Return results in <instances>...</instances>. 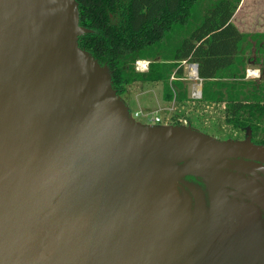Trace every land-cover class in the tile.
<instances>
[{
	"label": "water",
	"instance_id": "95a60500",
	"mask_svg": "<svg viewBox=\"0 0 264 264\" xmlns=\"http://www.w3.org/2000/svg\"><path fill=\"white\" fill-rule=\"evenodd\" d=\"M88 33L0 0V264H264V146L134 122Z\"/></svg>",
	"mask_w": 264,
	"mask_h": 264
},
{
	"label": "trees",
	"instance_id": "16d2710c",
	"mask_svg": "<svg viewBox=\"0 0 264 264\" xmlns=\"http://www.w3.org/2000/svg\"><path fill=\"white\" fill-rule=\"evenodd\" d=\"M75 1L79 25L91 31L78 38V46L108 67L119 97L132 84L160 83L163 103L188 102L185 62L197 66L199 102L224 105L226 125L264 126V81L244 75L252 49L264 60V34H242L234 26L241 0ZM138 61L149 62L146 72L135 71ZM257 145L264 146V137Z\"/></svg>",
	"mask_w": 264,
	"mask_h": 264
},
{
	"label": "rangeland",
	"instance_id": "374dc122",
	"mask_svg": "<svg viewBox=\"0 0 264 264\" xmlns=\"http://www.w3.org/2000/svg\"><path fill=\"white\" fill-rule=\"evenodd\" d=\"M232 23L242 34H264V0H241L233 15ZM251 53L246 62L245 80L258 84L264 81L263 55L255 53L254 49L251 50ZM145 62L149 65L148 61ZM148 65L145 67V64H141L137 67L139 71H135L146 72ZM191 65L182 63L183 81L188 84L189 98V101L184 104L163 103L161 101L160 83L132 84L126 88V93L120 98L130 113L139 111L149 120L155 116L161 119L159 124H150L149 126L190 127L220 141H244L249 132L251 142L258 144L264 137L263 125L254 130L249 128L233 129L224 122V105L204 104L200 103L199 100L192 99V88L199 82L189 78ZM141 122L147 123L144 118L141 119Z\"/></svg>",
	"mask_w": 264,
	"mask_h": 264
},
{
	"label": "built area",
	"instance_id": "2783aa9c",
	"mask_svg": "<svg viewBox=\"0 0 264 264\" xmlns=\"http://www.w3.org/2000/svg\"><path fill=\"white\" fill-rule=\"evenodd\" d=\"M185 63V62H183ZM141 64H145V67H147L148 63L145 62V61H141V62H136V65H135V70L136 71H139L138 70V66H140ZM189 78L191 79V77L189 76ZM172 80V78H171ZM196 80H198L199 84L198 85H194L193 88H192V99H195V100H200L201 98V84H200V80L198 79V77L196 76ZM198 86V96L197 97H194V88ZM131 115V118L133 119L134 122L138 123L139 125H142V126H149L150 124H159L161 122V119L159 117H154L152 120L150 119H147L146 116H144L141 112L139 111H135L133 113H130ZM146 119V122L147 123H143L141 122V119ZM150 122H153V123H150Z\"/></svg>",
	"mask_w": 264,
	"mask_h": 264
},
{
	"label": "flooded vegetation",
	"instance_id": "af4514ba",
	"mask_svg": "<svg viewBox=\"0 0 264 264\" xmlns=\"http://www.w3.org/2000/svg\"><path fill=\"white\" fill-rule=\"evenodd\" d=\"M255 145H257V144H255ZM261 166H262V168H264L263 165H261ZM247 171L249 173V174L245 175V177L247 179L254 180V181H256L257 183L261 184L264 187V173L263 172H261L260 170H254L252 168H248Z\"/></svg>",
	"mask_w": 264,
	"mask_h": 264
},
{
	"label": "bare ground",
	"instance_id": "6f19581e",
	"mask_svg": "<svg viewBox=\"0 0 264 264\" xmlns=\"http://www.w3.org/2000/svg\"><path fill=\"white\" fill-rule=\"evenodd\" d=\"M191 79L196 80L195 74L192 75ZM194 89H195L194 90V97H197L198 96V86H196Z\"/></svg>",
	"mask_w": 264,
	"mask_h": 264
},
{
	"label": "crops",
	"instance_id": "0c3cea01",
	"mask_svg": "<svg viewBox=\"0 0 264 264\" xmlns=\"http://www.w3.org/2000/svg\"><path fill=\"white\" fill-rule=\"evenodd\" d=\"M161 101H162V98H161ZM163 102V101H162ZM164 109H166V108H164Z\"/></svg>",
	"mask_w": 264,
	"mask_h": 264
}]
</instances>
